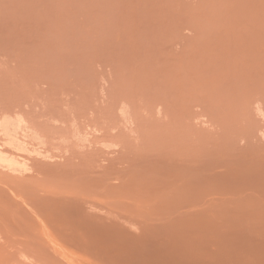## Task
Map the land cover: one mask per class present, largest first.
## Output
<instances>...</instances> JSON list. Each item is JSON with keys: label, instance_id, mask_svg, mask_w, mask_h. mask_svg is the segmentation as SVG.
I'll return each instance as SVG.
<instances>
[{"label": "rangeland", "instance_id": "rangeland-1", "mask_svg": "<svg viewBox=\"0 0 264 264\" xmlns=\"http://www.w3.org/2000/svg\"><path fill=\"white\" fill-rule=\"evenodd\" d=\"M19 120L18 155L42 157L35 144L54 161L66 147L90 166L121 160L174 195L164 217L180 193L199 210L165 226L167 264H264V0H0V124ZM194 176L212 204L252 208L197 209ZM13 206L0 205V264H51L42 248L88 264L76 246L6 229Z\"/></svg>", "mask_w": 264, "mask_h": 264}, {"label": "bare ground", "instance_id": "bare-ground-1", "mask_svg": "<svg viewBox=\"0 0 264 264\" xmlns=\"http://www.w3.org/2000/svg\"><path fill=\"white\" fill-rule=\"evenodd\" d=\"M21 124V120L0 124V205H14L11 208L14 217L2 219L6 229L20 226L29 237L39 236L55 246L60 243L76 246L80 253L88 256L89 259H84L88 264L169 262L160 259L166 251L163 249L169 247L161 248L169 239L166 238L165 226H176L184 221L185 215L199 213V210L184 211L181 193L176 195L179 203L164 217L165 213L161 210L167 207L160 205L161 201L171 200L174 195L160 198L163 197L162 192L156 191L155 184L142 185L130 163L125 165L121 160L108 159L96 167L90 166L82 158L75 161L72 157L76 152L70 147H66V153L60 155V161H54L57 154L49 156L46 153L48 149L42 153L35 144L32 151L44 159L18 155L16 150H23L17 144L20 135L25 146L29 138ZM191 181H195L194 190H199L191 194L203 198L199 200L195 197L197 209L202 208L201 202L209 200V209L223 205L225 208H252L251 203H236L227 199L212 204L215 199H207L208 195L205 196L195 176ZM161 184L166 186V182ZM173 185L184 189L179 178L173 180ZM223 189V186H216L213 193ZM236 193L240 194L239 191ZM136 206L139 211L133 213ZM146 207L155 210L152 212L154 218H149L143 211L142 208ZM262 207L264 210V205ZM40 251L51 264H59L53 261L51 253L43 248ZM57 252L60 256H75L66 251L63 255L60 248ZM63 258L66 259L65 256ZM194 262L200 263V260Z\"/></svg>", "mask_w": 264, "mask_h": 264}]
</instances>
